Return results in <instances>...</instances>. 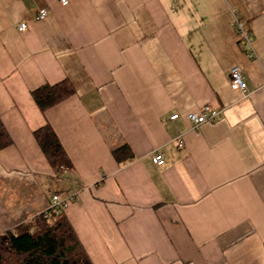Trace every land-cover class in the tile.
Returning a JSON list of instances; mask_svg holds the SVG:
<instances>
[{"label": "crops", "instance_id": "obj_1", "mask_svg": "<svg viewBox=\"0 0 264 264\" xmlns=\"http://www.w3.org/2000/svg\"><path fill=\"white\" fill-rule=\"evenodd\" d=\"M207 106L221 118L194 129ZM0 119V235L49 212L93 264H264V0H0ZM46 125L70 169L36 142Z\"/></svg>", "mask_w": 264, "mask_h": 264}, {"label": "trees", "instance_id": "obj_2", "mask_svg": "<svg viewBox=\"0 0 264 264\" xmlns=\"http://www.w3.org/2000/svg\"><path fill=\"white\" fill-rule=\"evenodd\" d=\"M53 89L43 86L32 93L34 98L46 101ZM49 95V94H48ZM45 96V97H43ZM34 138L55 172L70 169L68 158L53 129L46 125L34 132ZM13 141L0 119V151L10 147ZM122 162L132 158L128 148L114 152ZM49 212L43 213L30 223L0 235V264H93L64 215L55 216L51 222Z\"/></svg>", "mask_w": 264, "mask_h": 264}, {"label": "built area", "instance_id": "obj_3", "mask_svg": "<svg viewBox=\"0 0 264 264\" xmlns=\"http://www.w3.org/2000/svg\"><path fill=\"white\" fill-rule=\"evenodd\" d=\"M60 2L63 6H67L69 4V0H56ZM49 17V11L46 9H43L39 11L37 15L38 21H44ZM235 27L237 29V34L240 38L241 43L248 45L251 47L252 40L248 36L245 30V26L242 21L236 20ZM28 26L27 24H21L18 28L20 32H25L27 30ZM229 84L232 90L236 92L245 93L247 91V84L245 81V74L244 71L240 67H234L230 71L229 75ZM222 116L221 111L213 110L210 107H204L201 110L198 111H191L186 113L183 117L192 125L194 129L198 128L200 125L207 123V122H214L220 119ZM181 116L179 114L173 115L171 117V120H177ZM153 162L157 166H163L165 164L164 156L162 153H157L153 155ZM70 201L69 200H61L58 196H53L51 199L49 210L51 212H61L67 206H69Z\"/></svg>", "mask_w": 264, "mask_h": 264}, {"label": "rangeland", "instance_id": "obj_4", "mask_svg": "<svg viewBox=\"0 0 264 264\" xmlns=\"http://www.w3.org/2000/svg\"><path fill=\"white\" fill-rule=\"evenodd\" d=\"M51 222L53 223L55 221V215L53 214V216H51Z\"/></svg>", "mask_w": 264, "mask_h": 264}]
</instances>
